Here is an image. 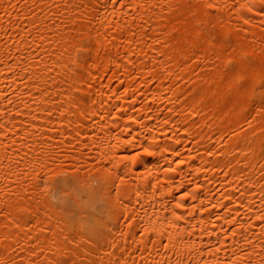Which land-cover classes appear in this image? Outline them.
I'll list each match as a JSON object with an SVG mask.
<instances>
[{"label":"bare ground","instance_id":"6f19581e","mask_svg":"<svg viewBox=\"0 0 264 264\" xmlns=\"http://www.w3.org/2000/svg\"><path fill=\"white\" fill-rule=\"evenodd\" d=\"M0 264H264V0H0Z\"/></svg>","mask_w":264,"mask_h":264}]
</instances>
